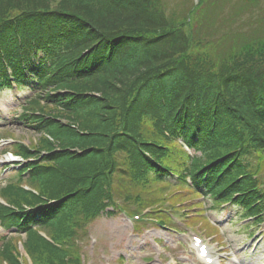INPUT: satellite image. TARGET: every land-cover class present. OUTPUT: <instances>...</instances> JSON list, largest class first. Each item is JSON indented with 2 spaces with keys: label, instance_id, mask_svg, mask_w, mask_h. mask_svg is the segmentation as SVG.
<instances>
[{
  "label": "trees",
  "instance_id": "trees-1",
  "mask_svg": "<svg viewBox=\"0 0 264 264\" xmlns=\"http://www.w3.org/2000/svg\"><path fill=\"white\" fill-rule=\"evenodd\" d=\"M231 1L233 10L224 17L230 23V15L260 10L249 35L225 29L224 19L213 23ZM259 1L208 0L180 13L165 0H57L53 5V0H0L2 27L19 13L28 15L24 45L44 53L36 89L53 90L56 94L47 93L45 99L59 105L43 107L40 96L28 108H47L63 118L67 125L53 120L46 128L61 145L83 151L64 152L57 159L60 165L37 179L47 198H63L58 207L66 205L65 215L42 224L59 243L71 246L44 244L38 232L28 229L26 247L39 264H67L75 252V230L96 215L105 187L115 175L142 182L145 170L155 167L142 152L158 157L165 131L185 137L200 125L201 138L213 141L204 146L206 159L196 160V166L221 158L217 164L223 168L235 164L229 167L231 179L246 174L242 189L257 183L253 176L264 165V6ZM195 10L200 16L190 26ZM9 28H0L5 46ZM219 29L217 41L208 40ZM11 47L16 55L17 42ZM40 146L50 149L54 142L42 136ZM168 157H161L164 165ZM250 158L257 159L256 166ZM23 197L31 204L40 201L30 193L20 194L18 201ZM8 248L0 257L14 263Z\"/></svg>",
  "mask_w": 264,
  "mask_h": 264
},
{
  "label": "rangeland",
  "instance_id": "rangeland-1",
  "mask_svg": "<svg viewBox=\"0 0 264 264\" xmlns=\"http://www.w3.org/2000/svg\"><path fill=\"white\" fill-rule=\"evenodd\" d=\"M54 1L57 0H53L52 5L54 4ZM165 1L170 9L173 8L175 12L179 11L181 13V10L186 9L190 4L197 0ZM207 1L208 0H200L198 3H194V8L199 7L201 4L207 5ZM232 3L233 2L231 1L229 2V4L225 5L223 14L219 17V19H214L213 23H215L216 26L219 21L224 19V17L229 14V12L231 14L233 10ZM258 3L264 6V0H260ZM259 12L260 10H255L254 13L253 11L246 10L240 16H236L234 18L232 15H230L231 19H234V23H230L226 19L222 20L221 22L225 23L223 25L225 29H229V27L234 29L238 28L242 33L244 30V32L249 35V28L252 29L251 27L255 25V16ZM261 12L264 13V8ZM199 16L200 12L198 10H195L194 13H191L189 17V23L191 24L190 26H192V24H196V20L199 18ZM204 25H206V23ZM197 27L198 25H196V28ZM190 28L191 27L187 28L188 32L191 31ZM205 31L206 30L203 29V32ZM220 33L221 29H219L218 32H213V35L211 34L210 36H208V40L217 41L216 37ZM18 94H22L21 91ZM6 96V98L2 99L3 102H7L6 106L8 107L9 105V108H11L13 104L16 107V91L14 90L11 93L9 92ZM3 111L6 112L7 109L5 108ZM3 117L7 116L4 115ZM11 122L12 120L9 123L5 124V129L14 131L16 135H23L24 142H28V136L35 137L36 135H38L37 132L23 127L22 123L17 122L15 124H12ZM0 125L4 126V121H0ZM3 158L4 156L0 155V159ZM2 177L3 176L0 173V187L4 185ZM128 208L133 209L134 206L129 205ZM172 210H174L179 215V225L184 224L183 219L185 217L181 214L182 211L176 208ZM214 214L217 215V212H213V214H211L210 216L213 218L216 217ZM221 217L222 213L217 216V219H220ZM235 221L230 224L226 222L225 224H228L226 226L225 224L220 225L221 223H218L221 226L222 230L226 228V231H228L229 235L228 238L219 240L224 242L220 244H217L215 238L212 239V237L206 235L203 222L198 221L196 223H193L192 225H194L201 233H203L204 236H206L207 241H209L214 247L218 248L222 252L221 254L223 255V257L227 258V261H225L226 264H240V262H245L243 264H264V246H260L255 253L249 251L247 255L245 254V252L248 251L247 248H244L240 251V246L242 247L246 245L244 244V242L247 241L248 237L246 236V233L240 232L238 235L234 233L238 228L237 224H235ZM261 226L262 227L259 230L264 232L263 225ZM150 227L154 228L148 229L147 231H144L142 234H140L136 231H133L132 224L124 219L120 212L111 216L104 215L89 225V236L88 239L83 242V250L87 254L89 262L92 264H143L142 259H144V251H147L149 248L156 251V254L153 256L155 260L171 264H188L185 248L181 247L176 242V239H179V236H177L175 233H169L167 229H164L162 227L153 225H150ZM259 230L256 231L253 237H257L263 234L261 231L259 232ZM160 238L162 239L161 241L159 240ZM236 254L238 258H234V255ZM120 255L124 256L123 262H120L118 260ZM103 256H105L106 258L104 259V261H100V258H103ZM188 261L190 262L191 259H188Z\"/></svg>",
  "mask_w": 264,
  "mask_h": 264
},
{
  "label": "snow or ice",
  "instance_id": "snow-or-ice-1",
  "mask_svg": "<svg viewBox=\"0 0 264 264\" xmlns=\"http://www.w3.org/2000/svg\"><path fill=\"white\" fill-rule=\"evenodd\" d=\"M85 54H87V52ZM197 243H200V241H197ZM201 251H203V250H201Z\"/></svg>",
  "mask_w": 264,
  "mask_h": 264
}]
</instances>
